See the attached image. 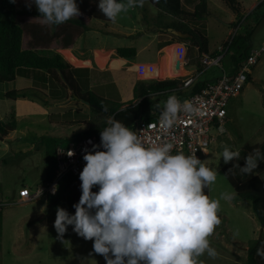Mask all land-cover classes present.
Masks as SVG:
<instances>
[{
    "label": "rangeland",
    "instance_id": "1",
    "mask_svg": "<svg viewBox=\"0 0 264 264\" xmlns=\"http://www.w3.org/2000/svg\"><path fill=\"white\" fill-rule=\"evenodd\" d=\"M195 1L198 2V0ZM205 1L208 15L201 20H188L185 23H187L194 35L201 34L206 37L208 49L215 48V50L222 44L223 40L227 42L232 40L235 35L243 32V21L250 13L246 12V10L250 9L252 5L256 6L261 2L264 4V0H236L239 5V14H236L224 0ZM189 5L191 4L183 1L184 8L189 7ZM15 6L19 10L34 11L40 14L35 4H32L31 8H29L26 6L25 0H16ZM18 21L21 26H25L27 30L26 37L29 36L31 28L39 29L44 27L47 32V38L49 37L52 40V46L60 45V40L57 36L63 34L64 30L74 28L68 23L60 25L45 24L40 17L29 16L28 14L20 16ZM237 21H240V28L235 30ZM173 22L175 20L170 16L159 14L148 0H145L143 7H131L127 11L122 12L115 22L106 23L97 19H90L87 23V29L81 32L79 35L81 37L75 42L74 47L83 50L87 49V52L100 47L113 49L115 52L111 56L113 52L109 51L107 56L108 66L99 67L94 58V63H92L93 70L89 79L84 77L85 71H80L77 75L71 72L73 77L76 75L74 78L78 79L75 81L78 87L81 88L82 93H85V91L93 92L96 96L105 98L107 104L108 102H113L112 104L116 106L132 100L130 98L132 97L133 89L130 87L133 86V77L136 78L135 80L145 79V81L165 80L163 78L169 75L174 78L172 76V67L176 57H178V62L180 60L178 48L183 51L180 62L187 60L184 57L186 43L181 42L169 33H163L161 36H155L152 32L148 33V31L155 29L156 26L165 27L172 25ZM77 30L81 31L79 28ZM153 36H155V39L153 43L149 44ZM26 37L23 43L27 42ZM162 39H167L166 43H170V45L162 49V53L167 54V65L168 63L170 64L166 76L159 77L160 62L150 65H134L128 71L116 70L121 68L122 65H124L123 67L127 65L123 60L116 58V50L118 48L134 47L136 49L137 56L132 58L129 63L157 62V50L165 44L160 43ZM263 44L264 20L254 28L249 47L259 50ZM233 48L234 46L229 48L228 55L221 62L224 69L228 68L229 54L233 53ZM37 52L48 57L53 54L50 49L37 50ZM71 53V66L80 68L81 66L89 65L88 61L80 60L88 54L81 56L74 49L71 50ZM110 56L112 59H110ZM114 63L117 66H111ZM79 64L81 65L78 66ZM191 66H193L192 63L187 67L185 66V68L190 69ZM40 72L45 73L44 71ZM45 76H47L46 83L40 80L38 85H46V88L51 89L52 92L48 93L45 88H43V91L37 88L26 90V98L33 101L36 107L31 106L24 109V112L27 113L23 112L24 116L20 114L19 117L17 116L18 104H16V99L18 98L15 100L5 98L4 102L0 101V116L7 110L5 112L7 114L0 121L8 119L9 113L14 110L13 103L15 101V123L16 131H18L15 132L14 140L6 139L3 142L0 141V198L4 202L10 203V206L4 208L3 216H1L0 264H76L75 260L77 258L78 260L83 259L84 264H88L95 260L94 256H98L93 251V241L85 240L78 236L72 230V226H68L63 238L58 237L54 228L56 209L59 206L69 212L72 207V203L66 197L55 200L50 195L43 194L34 201L20 202L40 186V182L43 181L45 176V149L39 145L41 138L39 136L64 139L61 136L65 135L63 133H67L66 135L71 138L80 131L82 122L96 126L97 122L95 119L99 118V116L102 117L99 113L91 110L88 104L83 101L82 104L76 98H67L66 102L70 101L69 104L66 106L62 105V107L59 102H54L46 107L43 106L44 99L54 98L61 101V98L70 89V85L63 78L61 83H54L46 73ZM181 77L183 76L176 78ZM204 77L206 76L203 75L202 78ZM162 109L163 105L159 104V107L157 105L149 106L147 111L159 113ZM226 112L227 120L223 134L216 136L215 143L210 146L207 154L204 155L206 157L200 156L199 159L210 169L217 170V179L212 185L207 187V195L212 199H218L222 193H225L229 194L231 199H220L218 216L221 219V223L209 237L210 246L216 249L218 256L210 258L205 253L196 258L197 264H247V248L259 239L264 240V229L252 212L250 202L236 198L234 190L220 171V168L224 165L222 152L225 147L236 151L241 149L246 143L254 142L253 145L259 146L264 141V51L260 54L257 63L250 68L248 81L239 96L228 100ZM109 118H104L106 124ZM24 131H26V134L25 138L22 139L21 133ZM24 142L26 143L24 144ZM30 143L35 144V148L29 147ZM24 189H26V194L22 191ZM42 207H44V211H42ZM42 214L44 217L41 219L46 218L51 224L45 228L37 227L35 233L36 248L30 250L29 245L30 243L32 244L31 241L34 234L29 231L28 224L25 223L27 221L30 222V225L38 223ZM21 223L22 228H20ZM20 230H22L23 237L19 240L20 242L15 249L13 241L15 238L20 237ZM78 239L81 240V243L75 246L74 243ZM74 257L76 258L75 260L72 259Z\"/></svg>",
    "mask_w": 264,
    "mask_h": 264
},
{
    "label": "clouds",
    "instance_id": "2",
    "mask_svg": "<svg viewBox=\"0 0 264 264\" xmlns=\"http://www.w3.org/2000/svg\"><path fill=\"white\" fill-rule=\"evenodd\" d=\"M15 4L16 0H10ZM35 4L45 24L60 25L78 17L77 0H25ZM145 0H98L100 12L115 22L131 7H143ZM159 107V105H157ZM198 110L189 101L183 105L170 95L160 116L161 127L168 131L181 112ZM100 132V143L84 149L86 161L79 179L81 196L70 214L57 207L54 228L59 238L72 230L85 240L93 241V251L104 257L106 264H197L205 253L216 258L209 237L221 223L218 216L220 199H212L205 188L217 179L212 170L195 153H173L174 145L165 142L146 146L138 135L115 118H109ZM91 143V141H89ZM101 149V150H97ZM68 155H73L69 151ZM240 152L225 147V164L238 160ZM264 155L244 158L237 165L242 174H250ZM98 187V191H93ZM58 185L52 188L53 194ZM264 259V241L256 251Z\"/></svg>",
    "mask_w": 264,
    "mask_h": 264
},
{
    "label": "trees",
    "instance_id": "3",
    "mask_svg": "<svg viewBox=\"0 0 264 264\" xmlns=\"http://www.w3.org/2000/svg\"><path fill=\"white\" fill-rule=\"evenodd\" d=\"M150 4L155 7L159 14L168 15L175 20L172 25L169 26H156V31L168 32V29L173 31H179L181 33H187L192 35L191 39H179L182 42L189 43V47L186 52V59H191L194 65L202 69L201 59L202 56L208 55L207 52V40L201 34L194 35L192 30L187 26L186 21L190 20H201L204 16L208 15L207 4L205 0H198L192 6V11L188 8L183 7V1L191 4L190 0H148ZM227 2L236 14H239L238 4L236 0H224ZM78 7L80 9V15L76 18H71L64 23L70 24L74 28L64 30L63 34L57 36L60 40L59 49H64L60 53L67 60L66 62L60 54L53 53L51 56H43L39 54L34 46H30L32 39H37L46 32L44 27H40L37 31L33 32L35 37L31 35L32 39L29 44L23 46V40L26 37V28L19 24L18 18L20 16L29 15L39 17L40 14L34 11L19 10L15 4L11 3L10 0H0V82H11L15 80L19 69H30L37 71H44L49 79L53 80L54 83H61L62 78L70 85V93L72 98H76L79 101H83L90 106V109L99 113V118L95 119L97 122L96 126H91L81 131L76 135V138L72 141L80 140L83 137L92 136L99 134L106 126L104 118L110 117L119 120L126 125L131 131L134 129L135 122L138 119L144 121H152L157 117L147 111L149 106L164 104L170 95L180 97L184 99L188 94H196L201 91L205 86L206 81L197 80L190 90L182 92L178 90L182 86V78H172L165 80H153V81H137L133 86L132 100L128 103H120L118 105L107 104L105 98L96 96L93 92L81 91L78 87L77 78H74L78 72L86 71V69L74 68L70 61L71 47L74 40L81 34L84 29H87V23L90 19H97L102 22H113L105 17L98 8V0H77ZM192 5V4H191ZM264 20V4L261 2L256 5L243 21V31L239 35H235L231 40L230 46H234L233 53L229 54V65H234V68L239 62L244 60L251 47H249L250 40L254 28ZM240 21L236 22L238 24ZM79 28L81 31H78ZM45 32H44V31ZM32 31V28L29 32ZM170 33V32H168ZM47 34V32H46ZM171 34V33H170ZM172 35V34H171ZM173 36V35H172ZM197 36V37H196ZM170 45V43H165ZM196 47V49L194 48ZM194 52L195 56L192 55ZM229 52V49H228ZM228 52L226 55H228ZM109 51L100 50L95 53V59L99 67H103L107 63V56ZM136 51L134 48H118L116 55L119 58L131 59L134 58ZM183 54V51H182ZM209 55H214L213 53ZM225 55V56H226ZM189 57V58H188ZM227 64V65H228ZM79 64L78 66H80ZM111 66H117L115 63ZM159 74L166 76L167 71V56L162 55L159 64ZM174 73L183 75L182 69L178 64V57L172 67ZM73 72V74L71 73ZM250 75V71L248 72ZM70 80V81H69ZM62 88H64L62 86ZM30 89V88H29ZM28 89H22L18 91H10L5 94L7 99L25 98V91ZM135 102V104H134ZM137 102V103H136ZM150 113V114H149ZM8 119L0 121V137H6L11 131L16 129L15 123V112L11 111L8 115ZM104 116V117H103ZM71 141L68 139H59L52 137H41L39 145L45 149L44 154V169L45 176L42 184L50 182L55 174L56 161H55V150L58 146H67ZM254 143V142H253ZM253 143H246L238 151L240 157L238 160H233L220 168L221 173L226 178L229 185L234 190L237 199L242 201H248L251 204V209L256 216L260 226L264 229V160H261L258 167L253 170L250 174H242L237 165L243 166L245 161L244 158L249 154H255V150H259L264 155V141L259 146L253 145ZM79 178L71 175H66L59 183L56 196H51L55 200L61 198H67L72 203L71 214H74L75 209L73 205L79 201V195L76 187ZM207 194V188H205ZM1 216L0 211V236H1ZM264 240L259 239L252 246L247 248L246 251V262L247 264H264V259L257 256L256 251Z\"/></svg>",
    "mask_w": 264,
    "mask_h": 264
},
{
    "label": "built area",
    "instance_id": "4",
    "mask_svg": "<svg viewBox=\"0 0 264 264\" xmlns=\"http://www.w3.org/2000/svg\"><path fill=\"white\" fill-rule=\"evenodd\" d=\"M239 28L240 22L235 30ZM230 43L231 40L225 41L216 48L213 56L204 55L200 62L204 69H219L220 75L216 79L206 82L200 92L192 95L188 94L184 99L177 97L182 105L185 101H189L198 110L197 112L188 113L181 111L178 114L176 123L168 131H165L160 124V116L163 109L159 113H153L157 117L155 120L147 122L143 119H138L135 122L133 132L138 135L146 146L171 142L174 145L173 153L182 152L185 155L195 153L198 158L207 154L210 146L215 143L216 136L224 132L228 100L239 96L248 81L250 68L257 63L260 54L264 51V44L259 50L251 49L244 60L239 62L232 71L226 72L223 70L221 62L228 52ZM187 64H189V60H183L182 67L184 68ZM199 74L195 71V73L181 77L182 86L178 90L182 92L190 90L197 81L196 78ZM107 126L106 124L105 127ZM99 143L100 133L83 137L77 141H71L66 147L58 146L55 150L56 169L52 180L40 185L32 194L26 196L20 202L34 201L43 194L56 196L57 191L55 194L52 192L53 186L59 185L66 175L79 178L80 172L86 163L83 160V150L88 149L91 151L92 144L98 145ZM69 151L73 152V155L69 156ZM23 193L26 194V190ZM6 206H10V203L4 202L0 198V211H3Z\"/></svg>",
    "mask_w": 264,
    "mask_h": 264
},
{
    "label": "crops",
    "instance_id": "5",
    "mask_svg": "<svg viewBox=\"0 0 264 264\" xmlns=\"http://www.w3.org/2000/svg\"><path fill=\"white\" fill-rule=\"evenodd\" d=\"M183 1V0H182ZM190 1H192L191 2V4L192 5H189V7L187 6V8H188V10H190V11H192V6L195 4V3H197L195 0H190ZM254 6L255 5H252L251 7H250V9H248V10H246V12H250L253 8H254ZM234 21V20H233ZM232 21V22H233ZM145 23H147L146 21H145ZM230 24H232V23H230ZM227 26H230V25H227ZM38 29H34V28H32V31H30L29 32V36L28 37H26L27 38V42L25 43L24 42V44H23V46H26V45H28L29 44V41L32 39V37H31V35L32 36H34L35 37V34L33 33V32H35V31H37ZM44 31V30H43ZM45 32V31H44ZM150 32H152V34L153 35H155V36H161L164 32H159V31H156V28L155 29H153L152 31H148V33H150ZM156 32V33H155ZM166 33H168V32H166ZM229 33V32H228ZM170 34V33H169ZM155 36H153L152 37V39H151V41L149 42V44H151V43H153V41H154V39H155ZM81 37V36H80ZM79 36L74 40V42H73V44L71 45V47L70 48H68L69 50H75L79 55H81V56H85L86 54H88L87 56H85L83 59H80V60H84V61H88L89 62V65H87V66H81L80 68H78V69H86V71H85V73L83 74L84 75V77L87 79H89V77H91V74H92V70H93V67H92V63H94V58H95V53L97 52V51H100V50H106V51H112L113 52V54L111 55V56H113L114 55V50L113 49H104V48H94V49H91V50H89L88 52H87V49H81V48H75L74 47V45H75V42L80 38ZM162 42H160V41H158V42H160V43H166V41H167V39H162L161 40ZM225 40H223V42H224ZM182 42V41H181ZM222 42V43H223ZM184 43H186V51H185V55H184V57L186 56V52H187V49H188V47H189V43H187V42H184ZM30 46H34L35 48H36V50H45V49H50V50H52V52L53 53H58V54H60L61 55V57L65 60V58L62 56V54L60 53L62 50H64V49H59V47H60V45L59 46H52V40L48 37L47 38V34H46V32L43 34V37H39V38H37V39H32V41L30 42ZM219 44H221V43H219ZM166 46H168V45H166ZM164 44L160 47V48H158V50H157V54H158V61L157 62H145V63H135V62H132V63H129V61H131V59H123V58H119L117 55V57L116 58H118V59H121V60H123L124 61V63H127V65L125 66V67H123L124 65H122V67L121 68H118V69H116V70H125V71H128L129 69H131L134 65H150V64H158L159 62H160V59H161V57H162V55H165V56H167V54L166 53H162V49L164 48V47H166ZM128 48H130V47H128ZM131 48H134V47H131ZM195 49H196V47H194ZM135 49V48H134ZM251 49H253L252 47H251ZM135 51H136V49H135ZM215 51V48H213V49H208V47H207V52L209 53V54H211V53H213ZM178 52L180 53V56H179V58H180V60H181V58H182V50L180 49V48H178ZM195 53L194 52H192V55L193 56H195L194 55ZM111 56H110V59H112L111 58ZM137 56V51H136V54H135V56H134V58ZM189 58V57H188ZM77 59H79V58H77ZM180 60H179V62H178V64H180L179 66H180V68L182 69V71H184L185 72V74L184 75H188V74H191V73H195V71L196 72H198V73H200L198 76H197V80H204V81H206V82H208V81H212V80H214V79H216L219 75H220V70L219 69H217V68H207V69H204L203 67H202V69H199V68H197L196 66H194V63L191 61V59H189V64H187V66H189L191 63H192V65L193 66H191L190 67V69H186L185 67L183 68L182 66H181V63H180ZM66 62H68L67 60H65ZM168 61V60H167ZM69 63V62H68ZM70 64V63H69ZM160 64V63H159ZM228 64V63H227ZM107 65V64H106ZM108 66V65H107ZM186 66V67H187ZM169 67H170V64L168 63V65H167V71H168V69H169ZM75 68V67H74ZM223 68V70L224 71H226V72H230V71H232V69L234 68V65H229L228 64V68L227 69H224V67H222ZM91 72V73H90ZM159 72V71H158ZM184 75H180L179 73H172V76L174 77V78H176V77H179V76H184ZM203 75H205L206 77H204V78H202V76ZM45 76V73H42V72H40V71H37V70H30V69H19L18 70V72H17V75H16V77H15V80H13V81H11V82H0V101H5V94L7 93V92H10V91H18V90H22V89H29V88H37V89H41L42 91H43V88H45L46 90L45 91H47L48 93L50 92H52L51 91V89H47L46 88V85H42V86H40V85H38V82L40 81V80H42V81H46V79H47V76H45V78L43 79V77ZM170 76V75H169ZM166 77V78H163V79H172L171 78V76L170 77ZM159 77H162L161 75L159 76ZM136 78H134L133 77V86L135 85V83L137 82V81H145V79H141V80H135ZM158 79H160V78H158ZM46 83V82H45ZM43 84V83H42ZM38 86V87H37ZM133 86H131L130 88H132L133 89ZM16 89V90H15ZM55 91H57V90H55ZM58 91L60 92V90L58 89ZM69 91V90H68ZM68 91H67V93H66V95L65 96H63L62 98H64V99H62L61 97V101H58V100H60V99H54V98H50V99H48V98H46V99H44V103H42L43 104V106H47V105H52V103H54V102H59V104H61V107H62V105H64V106H66L67 104H69V102L70 101H67L66 102V99L68 98L69 99V97L70 98H72L71 97V93H70V91H69V93H68ZM53 94L55 95V93L53 92ZM57 98H59V97H57ZM130 99H132V97L130 98ZM78 101V100H77ZM78 102H80V103H82V101H78ZM14 112H15V101H14ZM16 104H18V109H17V116L19 117V114L21 115V116H24V114H22L25 110L24 109H27V108H29V107H31V106H34V107H36V104H34V102L33 101H30L29 99H27L26 97L25 98H18V99H16ZM83 104V103H82ZM27 106V107H26ZM88 106V105H87ZM60 107V108H61ZM88 108V107H87ZM47 109V108H46ZM46 111V110H45ZM5 112H7V110H5L4 111V113H3V115L2 116H0V120L1 119H3L4 117H5V115L7 114V113H5ZM25 114H27L26 112H24ZM151 113H153V112H151ZM4 116V117H3ZM88 116H89V114H88ZM85 120H87V119H85ZM84 120V121H85ZM67 122V121H66ZM81 123V122H80ZM90 127V125L88 124V123H86V122H82L81 123V125H80V131L79 132H81V131H85V130H87L88 128ZM17 130V127H16V129H14L13 131H11L6 137H1V139H0V141L1 142H3L4 140H14L15 139V132H18V131H16ZM28 130H29V128H28ZM73 132V131H72ZM78 132V133H79ZM78 133H76V134H74L71 138H69L66 134L67 133H63V134H65V135H62L61 136V138H64V139H68V140H70V141H72V140H74L75 138H76V135L78 134ZM25 134H26V131H24L23 133H21V135H22V139H24L25 138ZM40 137H42V136H39V138ZM58 138V137H57ZM26 142H24V144H25ZM23 145V144H22ZM35 144H32V143H30V146L29 147H31V148H35ZM5 147H7V146H5ZM8 148H9V145H8ZM17 151V150H16ZM23 152V151H22ZM202 157V156H201ZM203 157H206V156H203ZM207 166V165H206ZM80 184H81V181L79 180L78 182H77V184H76V187H77V189H78V192H81V188H80ZM40 185H42V181L40 182ZM24 190H26V189H24ZM24 190H22V191H24ZM93 191H98V187H94L93 188ZM82 193V192H81ZM42 211H44V207H42ZM2 216H3V211H2ZM44 217V215L42 214L41 215V217L39 218V221H38V223H36V224H33V225H30V222H26L25 224H28V229H29V231H31V232H33V234H34V237H33V239H32V244L30 243V245H29V248H30V250H33V249H35L36 248V244H37V240L35 239V237H36V231H37V227H41V228H45V227H47L48 225H50L51 224V222H49V221H47L46 220V218H44V219H41V218H43ZM20 228H22V223H21V225H20ZM19 236L20 237H17V238H15V240L13 241V244H15V249L17 248V245H18V243L20 242L19 240H21L22 239V237H23V233H22V230H20L19 231ZM81 240H76V242L74 243L75 244V246L77 245V244H79V243H81L80 242ZM60 243V242H59ZM98 256H94V258H95V260H93V261H91L90 263H88V264H106V261H105V259H104V257L102 256V255H100V254H97ZM73 260H75L76 258L74 257V258H72ZM61 260V259H60ZM62 261V260H61ZM76 261V264H80V263H82V264H84V260L83 259H80V260H78V258L75 260Z\"/></svg>",
    "mask_w": 264,
    "mask_h": 264
},
{
    "label": "water",
    "instance_id": "6",
    "mask_svg": "<svg viewBox=\"0 0 264 264\" xmlns=\"http://www.w3.org/2000/svg\"><path fill=\"white\" fill-rule=\"evenodd\" d=\"M168 32H170L173 36H176L177 38H180L182 40L183 39H191L192 38V35L187 34V33H181L179 31H173L171 29H168ZM0 139H1V137H0Z\"/></svg>",
    "mask_w": 264,
    "mask_h": 264
},
{
    "label": "bare ground",
    "instance_id": "7",
    "mask_svg": "<svg viewBox=\"0 0 264 264\" xmlns=\"http://www.w3.org/2000/svg\"><path fill=\"white\" fill-rule=\"evenodd\" d=\"M181 63V66H182V62H180ZM182 73H183V75L185 74V72L184 71H182Z\"/></svg>",
    "mask_w": 264,
    "mask_h": 264
}]
</instances>
